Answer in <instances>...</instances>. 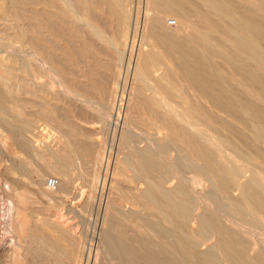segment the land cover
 I'll return each instance as SVG.
<instances>
[{
    "label": "bare ground",
    "instance_id": "6f19581e",
    "mask_svg": "<svg viewBox=\"0 0 264 264\" xmlns=\"http://www.w3.org/2000/svg\"><path fill=\"white\" fill-rule=\"evenodd\" d=\"M30 1L0 0V13L20 18V7ZM33 2L40 6L33 12V38L23 29L17 39L35 50L44 32L65 27L52 21L57 14L49 9L56 3L69 19L68 32L84 37L85 27L118 54L129 43L132 50L138 36L130 92L153 134L139 146L126 117L118 131V169L130 193L108 183L124 194L133 225L127 234L114 226L116 216L124 218L122 210L104 209L101 236L113 263L264 264V0H138L132 20L131 0ZM168 16L175 17L174 26L166 23ZM93 22L109 25L110 34ZM78 42L86 51L84 38ZM29 57L21 56L20 69L34 79ZM4 73L9 75L7 68ZM3 98L0 92V124L24 148L17 133L25 128L10 122ZM55 156L63 163L71 157L64 150ZM61 187L58 182L55 190Z\"/></svg>",
    "mask_w": 264,
    "mask_h": 264
},
{
    "label": "rangeland",
    "instance_id": "374dc122",
    "mask_svg": "<svg viewBox=\"0 0 264 264\" xmlns=\"http://www.w3.org/2000/svg\"><path fill=\"white\" fill-rule=\"evenodd\" d=\"M33 1L20 7V18L0 13L2 106L9 119L14 120H10L12 124L17 122L25 128L17 136L26 145L18 148L14 133L0 124V264H114L106 254L101 236L104 209L116 205L122 210L125 219L116 216L114 226L125 227L127 234L132 233L133 225L124 194L110 186H121L129 192L125 172L118 169L122 159V154L117 153L118 131L126 117L135 136L142 141L139 146H144L153 134V130L145 128L135 95L130 92L135 85L132 71L138 36L132 46L134 51L128 48L129 43L119 47L118 54L112 47L102 46L85 27L84 37L81 32H68L69 19L60 3H56L49 9L50 13L54 9L52 16L57 14L52 21L65 27L54 34L44 32L38 42L41 47L35 50L17 39V32L23 29H29L33 38V12L40 9ZM87 1L93 4V0ZM137 1L130 2L131 20L139 6ZM2 7L0 2L1 11ZM170 20L175 17L168 16L166 23ZM102 31L109 35L111 27H103ZM83 38L86 51L78 42ZM45 39L48 42L44 46ZM26 54L36 69L34 79L20 69V58ZM57 149L70 154L66 163L55 156ZM49 178L61 182V189L50 191L46 185ZM102 178L104 185L99 182ZM126 193L130 196V192Z\"/></svg>",
    "mask_w": 264,
    "mask_h": 264
},
{
    "label": "built area",
    "instance_id": "2783aa9c",
    "mask_svg": "<svg viewBox=\"0 0 264 264\" xmlns=\"http://www.w3.org/2000/svg\"><path fill=\"white\" fill-rule=\"evenodd\" d=\"M174 23H175V21L170 20V21L168 22V25H169V26H174ZM46 185H47V188H48L50 191H54V190L57 188V186H58V181H57V179H55V178H49V179L46 181Z\"/></svg>",
    "mask_w": 264,
    "mask_h": 264
}]
</instances>
